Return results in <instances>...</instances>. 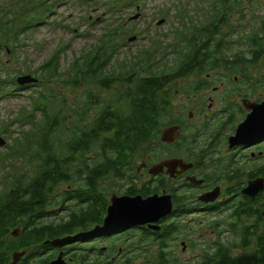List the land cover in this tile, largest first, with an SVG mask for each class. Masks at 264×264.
I'll return each mask as SVG.
<instances>
[{"label":"trees","instance_id":"16d2710c","mask_svg":"<svg viewBox=\"0 0 264 264\" xmlns=\"http://www.w3.org/2000/svg\"><path fill=\"white\" fill-rule=\"evenodd\" d=\"M122 2L127 6L125 0H104V6L109 12H118ZM242 2L210 0L205 13L211 12L212 20L204 25L195 24L186 6L180 7L174 40L153 38L152 45L124 58H117L123 45L119 39L128 29L119 22L109 24L100 43L64 69L59 47L38 67V83L21 87L14 77L0 76V96L12 93L15 87H39L30 104L12 114L0 131L9 139L0 153V162L8 168L0 180V264H9L14 251L28 248L29 233L62 232V217L57 216L62 209V192L57 188L62 183L76 184L84 177L85 182L95 184L111 178L112 182L104 184L116 193L139 191L149 196L160 190L157 181L142 182L136 161L151 165L174 156L178 145L180 150L187 146L197 149L195 133L181 132L173 143L160 140L166 127H185L183 116L171 113L178 79L201 77L185 88L187 94L207 89L214 82L215 73H210L216 70H223L228 80L240 75L244 85L257 86L250 67L264 62V22L261 27L234 31L240 22L235 23L231 16L236 7L248 6ZM43 18L44 13L29 20L0 19V36L7 37V42L13 35L17 40L22 31ZM19 25L21 30L14 34ZM166 53L174 55L168 63L163 62ZM67 87L81 89L77 98L72 90L76 98L72 102L67 100ZM230 123L223 121L221 127ZM235 127L234 123L233 130ZM245 175L254 178L258 174L233 169L226 178L244 184ZM209 176L222 175L214 172ZM253 205L251 201L232 205L225 230L237 235L228 244L218 237L214 249L208 247L196 264H264V217ZM17 228L19 236L12 237ZM238 248L241 251L235 252Z\"/></svg>","mask_w":264,"mask_h":264},{"label":"rangeland","instance_id":"374dc122","mask_svg":"<svg viewBox=\"0 0 264 264\" xmlns=\"http://www.w3.org/2000/svg\"><path fill=\"white\" fill-rule=\"evenodd\" d=\"M125 1L127 6H123L124 2H122L118 12H109L104 6V0H0L1 20L10 21L13 18L29 20L39 13H44L45 16V18L33 23L34 26L31 29L22 31L17 40L13 35L7 42V37L0 36V76H9V78L14 77L16 79L20 75L32 74L38 77L36 75L39 74L36 72L38 67L50 59L59 47L63 49L61 55L62 69L67 68L74 59L90 52L92 47L100 43L103 33L110 27L109 24L115 25L123 22L128 29V32L119 39L121 43L123 42V45L117 58H124L140 48L152 45L153 38H159L164 42L174 40L173 31L177 27L178 21L176 19L180 7L186 6L187 12L197 25H204L212 20V13L210 12L208 16L205 13L209 10L210 0ZM138 2L141 4H138ZM242 4L248 6L244 9L240 6L236 7V13L231 16L232 21L235 23L240 22L239 27L234 31L242 28L248 30L261 27L264 22V0H250L249 3L247 0H243ZM136 16L137 18H135ZM161 19L164 22L158 24ZM20 26L13 30L14 34ZM132 36H135L136 39L129 41ZM233 39H238V37H233ZM164 56V63L170 62V59L174 57L171 53H166ZM112 59H116V56ZM250 69L254 77V84L257 85L255 88H251L256 89L255 92L251 93L249 92L250 87L243 84L242 76L235 77L231 75V79L228 80L223 76V70L210 73V75L215 73L213 75L214 82L207 89L199 92L190 94L185 92V88L189 86L190 82L196 78H201L198 75L178 79L176 82L171 113L174 116H183L185 127L182 128V133L185 135L195 133L197 135L195 146L197 149L207 151L208 159L218 154L221 156L227 154V136L232 135L233 124L237 125L241 119L237 117L230 124L221 127L223 121H227L223 109L229 104L238 105L242 103V99L245 97L257 98L260 95L261 98H264V94L260 90V88H264V62L260 61L257 67L254 69L250 67ZM240 85L241 87H239ZM38 88L31 87L17 90V87H15V90L11 91L12 93L0 96V131H2L5 121L12 114L20 107L30 104V97ZM236 89H242V91H236ZM72 90L77 92L76 98L81 91V89L67 87V100L69 102H72L75 97ZM190 113H192V116H190ZM197 128H200V131L197 132ZM0 137L5 140V144L0 146L1 153L6 149L9 139L1 133ZM261 149L256 151V158L252 157L250 160H246L244 157L250 155V150L242 152L243 154H237L238 151H236V160L239 161L237 169L249 173L259 167L261 163H264V159L260 160V157H264V149L262 153L260 152ZM166 154L164 153V156ZM137 163L138 168L143 162L137 160ZM5 169L8 168H4L2 162H0V180ZM223 172L228 175L231 173V169L227 167V171L223 170ZM140 174L143 183L151 178L148 168L142 170ZM217 174L223 175L220 172H217ZM249 180L250 178L247 175L242 178L243 183ZM106 182H112L111 178ZM229 183L228 181L225 182L226 185ZM64 184L68 183L59 185L58 191L62 192V185ZM70 184L73 185V183ZM60 211L57 216L64 217L65 212L63 214ZM55 219L58 220V217ZM209 222L210 218L208 221L196 220L183 225L186 230H188V225L192 229L189 231L191 233V236H189L191 246L185 254L179 253L180 264H196L208 247L214 249L218 237H220L222 243L228 244L237 235L226 230L219 236L218 232H213L215 227ZM7 239H10L9 236ZM234 251L240 252L241 249H234ZM11 258L12 255H10Z\"/></svg>","mask_w":264,"mask_h":264},{"label":"flooded vegetation","instance_id":"af4514ba","mask_svg":"<svg viewBox=\"0 0 264 264\" xmlns=\"http://www.w3.org/2000/svg\"><path fill=\"white\" fill-rule=\"evenodd\" d=\"M237 90L242 91V89ZM260 90L264 94V88H260ZM255 91L256 89H249L250 93ZM245 100L260 103L264 98H261L260 95L257 98L245 97L238 105H227L223 109V112L226 113L225 120L231 122L237 117L241 118L238 123L244 120L250 113L243 103ZM227 137L228 142L229 135ZM176 147L177 152L172 157L192 163V167L181 171L178 166L174 170V177L164 171L151 175L150 178V180L160 183L158 194L171 195L173 209L170 214L161 218L157 223L127 225L107 233H90L96 226L103 224L114 195L147 196L139 191L134 194L128 191L124 193L111 191L110 186L104 184L109 178L101 179V183L93 184L85 182L86 178L82 177L79 179V183L62 185V209L60 212H65V216L62 217V232L59 235L47 236L41 232L29 233L26 254L17 264H51L58 258L62 264H180L179 253L185 254L191 246L189 231L192 229L188 225V230H186L183 227L184 224L196 220L208 221L210 218L209 223L215 227L213 232L221 231L222 234L226 231V222L231 215L232 205L241 204L243 201H251L255 210L260 215L262 214L264 190L255 197L243 195L244 185L235 181H231L228 185L225 184L228 180L223 170L227 171V167L237 170L238 163L235 162L237 154H243L242 152L250 150V155L244 156L246 160H250L255 157L256 151L260 148H262L260 150L262 153L264 139L256 145H239L232 149L229 148L228 142L227 154L225 156L218 154L211 159H208V152L203 149L192 151L190 146H187L185 151V149L180 150L179 145ZM236 151H238L237 154H235ZM263 159L264 157H260L261 161ZM147 168L149 170L148 164L138 172L141 173L143 169ZM86 171L84 170L85 173ZM214 172H220L223 175L210 178L209 175H213ZM253 172L258 174L257 177H264V163H261ZM192 176L203 180V182L201 184L192 183L188 179ZM163 184L164 186H162ZM129 186L130 184H126V187ZM216 187H220V193L215 201L200 200L201 195ZM68 224L69 226H67ZM151 225H158L159 228L155 229ZM18 236L19 233L12 237ZM39 239L40 241H38ZM55 239H62V241L58 244L52 243ZM27 253H29L28 258L26 257ZM10 261L11 259H9V264Z\"/></svg>","mask_w":264,"mask_h":264},{"label":"water","instance_id":"95a60500","mask_svg":"<svg viewBox=\"0 0 264 264\" xmlns=\"http://www.w3.org/2000/svg\"><path fill=\"white\" fill-rule=\"evenodd\" d=\"M137 18V16L135 17ZM164 20H160L158 24L163 23ZM133 36L129 38V41L135 40ZM1 46V45H0ZM38 78L32 74L20 75L16 78L18 85H26L38 82ZM244 105L250 110V113L245 119L239 123L236 127L235 133L232 134L229 141V148H234L239 145L251 146L264 139V100L260 103H254L251 101H244ZM192 116V113H190ZM181 135V128L179 125H170L162 130L161 142L173 143ZM5 144V140L0 137V146ZM192 163H188L183 159L178 158H166L159 162L152 164L149 167V174L156 175L166 171L171 177L175 176L174 170L179 166L181 171L188 170L192 167ZM146 163H142L138 170L146 167ZM194 184H201L203 180L197 179L192 176L188 178ZM264 190V178L258 177L249 180L246 186L242 189V193L249 197H255L259 192ZM220 193V187H216L210 192H206L200 196V200L204 202H213L217 199ZM173 203L172 197L169 194H152L147 197L142 195L128 196L114 195L111 204L108 207V212L104 218L103 224L96 226L90 233L103 232L107 233L114 231L118 228H122L127 225H139L145 223H157L161 218L167 216L172 212ZM264 216V211L262 213ZM153 228H159L158 225H151ZM19 228L14 229L11 232L12 236H17ZM62 239L53 240L52 243L58 244ZM49 242V241H47ZM26 254V251H14L12 253V260L10 264H17L20 259ZM51 264H62L60 258L53 261Z\"/></svg>","mask_w":264,"mask_h":264}]
</instances>
